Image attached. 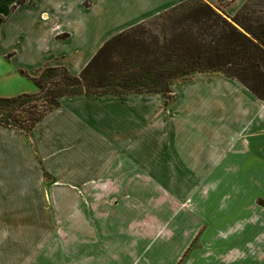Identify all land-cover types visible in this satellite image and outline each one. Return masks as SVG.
I'll return each mask as SVG.
<instances>
[{"label": "crops", "instance_id": "0c3cea01", "mask_svg": "<svg viewBox=\"0 0 264 264\" xmlns=\"http://www.w3.org/2000/svg\"><path fill=\"white\" fill-rule=\"evenodd\" d=\"M186 1L0 0V22L17 24L36 53L13 72L29 84L18 94H36L30 79L48 66L77 76L110 38ZM171 92L64 97L30 139L0 127V264H177L203 223L209 254L194 250L183 264H264V101L220 72L177 79ZM153 184L210 186L194 188L193 207L173 220L162 210L159 254L90 257L103 241L146 246L132 235L138 208L106 202Z\"/></svg>", "mask_w": 264, "mask_h": 264}, {"label": "trees", "instance_id": "16d2710c", "mask_svg": "<svg viewBox=\"0 0 264 264\" xmlns=\"http://www.w3.org/2000/svg\"><path fill=\"white\" fill-rule=\"evenodd\" d=\"M257 1L264 6L263 0ZM197 2L198 6L176 19L181 34H163L162 42L152 38L147 44L141 23L106 41L77 76L63 67L43 68L30 79L36 94L0 97V127L30 139L32 129L64 97L159 94L168 98L175 80L201 72H220L264 101V13L257 16L245 5L227 19Z\"/></svg>", "mask_w": 264, "mask_h": 264}, {"label": "rangeland", "instance_id": "374dc122", "mask_svg": "<svg viewBox=\"0 0 264 264\" xmlns=\"http://www.w3.org/2000/svg\"><path fill=\"white\" fill-rule=\"evenodd\" d=\"M191 3L176 14L164 16L165 12L155 16L143 23V40L148 44L152 42V38H157L159 42H162L163 34L168 37L170 35L181 34V28H176V19H181L182 14H188L192 8L198 6V2L206 3L211 9L220 14L222 17L231 19L229 17L230 9L234 6H247L256 11L257 16L263 17L264 6L258 3L257 0H188ZM4 4L0 5V11L5 10ZM239 8V10H240ZM238 10V11H239ZM169 11V10H168ZM166 11V12H168ZM237 11V12H238ZM236 12V13H237ZM235 13V14H236ZM187 16V15H186ZM185 16V17H186ZM235 16V15H234ZM233 16V17H234ZM184 18V17H182ZM184 19H187L184 18ZM18 25L15 23H4L0 22V94L17 96L24 90L29 88L28 81L17 73L14 75L13 72L16 69H21V66H29L31 59L36 56L34 51H28L25 49L23 41L16 34ZM13 53V58L9 61L6 59V55ZM38 56V55H37ZM9 75V76H8ZM20 95V94H18ZM133 96V95H129ZM166 99L172 100V95ZM200 186V192H206L210 185H175V184H153V185H138L137 199L133 200H122L116 199L106 202V207H119L129 208L136 206L139 210L138 221L132 225V235L136 234L139 241L144 240L146 246L138 245V251L130 246V242L117 241L115 240V246L111 245L112 241H103L102 247L91 246L90 257L96 255H115L121 258L133 259L134 255L137 254L139 258L143 256L157 255L161 252V240L168 234L166 227H162V215L163 209H169L171 212L172 220L176 218L177 210H185L193 207V202L189 198V195L193 189ZM147 188V189H145ZM145 189V190H144ZM150 189V190H149ZM189 192V193H188ZM203 194V193H202ZM104 201L94 200L91 201V206H102ZM132 203V205H130ZM207 205L205 201H201L200 211L204 215V211ZM174 212V213H173ZM149 213L150 215H147ZM207 223H203L202 231L197 235L193 243L182 255L180 261L177 264H183L189 254L194 250H201L209 254L208 241L209 235L206 237L203 243L200 242L202 232L206 228ZM130 229V228H129ZM171 233V232H170ZM131 232H126L127 237L130 239ZM201 234V235H200ZM121 244L117 246V244ZM140 243V242H139ZM80 255V253H79ZM80 257V256H79ZM46 257L44 260H46ZM78 260V257L75 256ZM41 264H51L48 261L42 262ZM80 264V263H78Z\"/></svg>", "mask_w": 264, "mask_h": 264}]
</instances>
